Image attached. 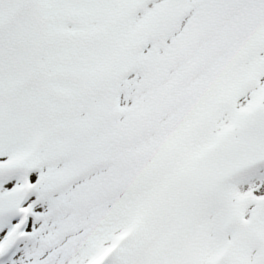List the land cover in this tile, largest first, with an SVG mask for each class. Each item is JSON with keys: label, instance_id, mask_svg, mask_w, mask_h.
Wrapping results in <instances>:
<instances>
[{"label": "snow or ice", "instance_id": "1", "mask_svg": "<svg viewBox=\"0 0 264 264\" xmlns=\"http://www.w3.org/2000/svg\"><path fill=\"white\" fill-rule=\"evenodd\" d=\"M0 264H264V0H0Z\"/></svg>", "mask_w": 264, "mask_h": 264}]
</instances>
